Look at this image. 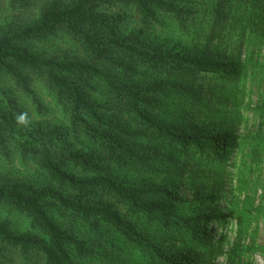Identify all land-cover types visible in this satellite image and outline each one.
<instances>
[{
  "label": "trees",
  "instance_id": "obj_1",
  "mask_svg": "<svg viewBox=\"0 0 264 264\" xmlns=\"http://www.w3.org/2000/svg\"><path fill=\"white\" fill-rule=\"evenodd\" d=\"M263 52L264 0H0V161L23 168L0 169V209L26 224L0 218V242L44 264H205L234 217L236 82L264 85Z\"/></svg>",
  "mask_w": 264,
  "mask_h": 264
},
{
  "label": "rangeland",
  "instance_id": "obj_2",
  "mask_svg": "<svg viewBox=\"0 0 264 264\" xmlns=\"http://www.w3.org/2000/svg\"><path fill=\"white\" fill-rule=\"evenodd\" d=\"M158 34L162 37L164 33L158 31ZM262 62L261 57L253 63L254 68L258 70ZM252 77L248 75L243 81L236 82L237 86L244 88L236 107L240 145L229 168L232 180L224 186L219 203L220 209L233 210L234 217L221 227L211 223L216 238L220 234H225L226 238L217 250L211 254L207 252L205 264H264V85ZM171 115L176 113L168 112L165 116ZM177 125H180V119L173 118L172 126ZM255 148L257 154L253 153ZM15 166L20 167L18 161L6 164L0 161V169L4 172L12 171ZM23 174L32 176L34 171L27 169ZM181 190L186 197H191L190 188L181 185ZM237 216L241 217L242 223H238ZM0 218L10 220L17 230L26 229L19 215H9L0 209ZM0 264L44 263L41 255L34 251L24 252L19 247L0 242Z\"/></svg>",
  "mask_w": 264,
  "mask_h": 264
}]
</instances>
